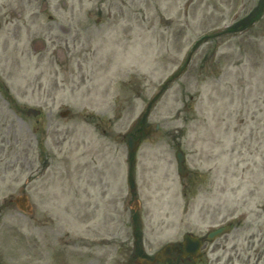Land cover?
Instances as JSON below:
<instances>
[{
    "label": "rangeland",
    "instance_id": "374dc122",
    "mask_svg": "<svg viewBox=\"0 0 264 264\" xmlns=\"http://www.w3.org/2000/svg\"><path fill=\"white\" fill-rule=\"evenodd\" d=\"M0 79V264H114L134 213L152 251L226 224L207 261L263 264L264 0H0Z\"/></svg>",
    "mask_w": 264,
    "mask_h": 264
},
{
    "label": "flooded vegetation",
    "instance_id": "af4514ba",
    "mask_svg": "<svg viewBox=\"0 0 264 264\" xmlns=\"http://www.w3.org/2000/svg\"><path fill=\"white\" fill-rule=\"evenodd\" d=\"M190 236L189 241L186 243L184 237H182L181 240L173 241L169 248L162 247L157 251H152L150 245H145L144 237L142 235L138 236L135 230H131L129 234L124 236L125 240H121H124L121 247L111 245L115 254L119 253L120 258L114 264H144L139 261L140 259L147 260L146 264H219L217 259L216 261H207V254L220 249L221 242L215 241L216 238L208 239V233L198 238L196 235H192L191 232ZM124 242L128 245H123ZM196 245H199L198 249H196ZM102 262L106 263L108 261L104 258Z\"/></svg>",
    "mask_w": 264,
    "mask_h": 264
},
{
    "label": "water",
    "instance_id": "95a60500",
    "mask_svg": "<svg viewBox=\"0 0 264 264\" xmlns=\"http://www.w3.org/2000/svg\"><path fill=\"white\" fill-rule=\"evenodd\" d=\"M127 143H128V146H129L130 151H134L136 149V141H133L132 140V137H127ZM177 158H178V160L180 162L179 170L181 172H184L183 168L181 167V162L183 160L182 154L178 152L177 153ZM215 233H217V232H214L213 234H215Z\"/></svg>",
    "mask_w": 264,
    "mask_h": 264
}]
</instances>
